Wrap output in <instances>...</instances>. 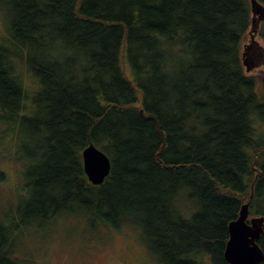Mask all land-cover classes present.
Returning a JSON list of instances; mask_svg holds the SVG:
<instances>
[{
	"label": "trees",
	"instance_id": "1",
	"mask_svg": "<svg viewBox=\"0 0 264 264\" xmlns=\"http://www.w3.org/2000/svg\"><path fill=\"white\" fill-rule=\"evenodd\" d=\"M3 4L0 120L36 144L24 194L0 215V264H24L20 226L60 215L137 228L157 264H227L242 205L264 217V72L241 63L250 0ZM90 144L111 164L99 186L83 171Z\"/></svg>",
	"mask_w": 264,
	"mask_h": 264
},
{
	"label": "rangeland",
	"instance_id": "2",
	"mask_svg": "<svg viewBox=\"0 0 264 264\" xmlns=\"http://www.w3.org/2000/svg\"><path fill=\"white\" fill-rule=\"evenodd\" d=\"M3 2L0 0V46L9 49V18ZM260 28L264 32V21ZM255 39L262 45L258 36ZM263 72L264 64L249 75L258 77ZM23 80L35 91L32 77ZM16 125L19 127L0 120V215L16 208L19 195L24 194L22 182L29 164L26 149L36 144V140L26 139L29 133L24 129L21 132L20 123ZM39 221L40 226H20L16 233L15 256L24 264H157L140 240L137 228L115 229L101 224L92 227L90 217L76 215H60L45 224Z\"/></svg>",
	"mask_w": 264,
	"mask_h": 264
},
{
	"label": "water",
	"instance_id": "3",
	"mask_svg": "<svg viewBox=\"0 0 264 264\" xmlns=\"http://www.w3.org/2000/svg\"><path fill=\"white\" fill-rule=\"evenodd\" d=\"M251 26L248 42L243 45L241 63L246 74L264 64V47L255 38L260 24L264 21V5L257 0H250ZM83 171L88 181L101 185L111 171V164L106 154L93 144L82 152ZM264 232V217L249 218L248 204L242 205L238 218L228 224V240L223 257L227 264H260L264 254L258 245Z\"/></svg>",
	"mask_w": 264,
	"mask_h": 264
}]
</instances>
